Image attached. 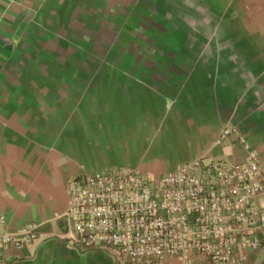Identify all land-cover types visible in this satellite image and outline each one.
Wrapping results in <instances>:
<instances>
[{"label": "crops", "instance_id": "obj_1", "mask_svg": "<svg viewBox=\"0 0 264 264\" xmlns=\"http://www.w3.org/2000/svg\"><path fill=\"white\" fill-rule=\"evenodd\" d=\"M224 124L264 163V0H0V231L34 236L0 264H114L67 243L69 180L240 161Z\"/></svg>", "mask_w": 264, "mask_h": 264}, {"label": "built area", "instance_id": "obj_2", "mask_svg": "<svg viewBox=\"0 0 264 264\" xmlns=\"http://www.w3.org/2000/svg\"><path fill=\"white\" fill-rule=\"evenodd\" d=\"M245 151L240 161L198 156L157 178L132 169L83 170L67 183V243L114 264H242L264 242V163L236 127L224 124ZM0 213V226L2 225ZM23 238L0 231V247Z\"/></svg>", "mask_w": 264, "mask_h": 264}]
</instances>
